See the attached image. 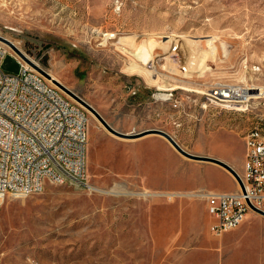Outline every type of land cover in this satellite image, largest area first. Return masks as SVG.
<instances>
[{
  "label": "rangeland",
  "instance_id": "374dc122",
  "mask_svg": "<svg viewBox=\"0 0 264 264\" xmlns=\"http://www.w3.org/2000/svg\"><path fill=\"white\" fill-rule=\"evenodd\" d=\"M106 31L116 37L106 40ZM0 35L115 129L165 130L185 150L243 174L244 137L264 115V97L253 95L249 110H228L175 85H264V0H0ZM145 40L150 53L135 56ZM2 68L18 73L20 63L8 53ZM161 84L177 89L178 106L163 99ZM78 102L89 115L88 179L108 193L49 182L40 193L7 198L0 264H229L226 235L210 232L208 202L191 193L230 190L235 177L156 133L119 137ZM249 226L261 232L251 246L245 240L240 264H264V224L253 217Z\"/></svg>",
  "mask_w": 264,
  "mask_h": 264
},
{
  "label": "built area",
  "instance_id": "2783aa9c",
  "mask_svg": "<svg viewBox=\"0 0 264 264\" xmlns=\"http://www.w3.org/2000/svg\"><path fill=\"white\" fill-rule=\"evenodd\" d=\"M104 36L112 40L116 34L106 31ZM8 53L19 61L18 73L3 70ZM149 68L160 74L154 59ZM176 90H166L163 99L178 106ZM186 91L228 110H249L252 100L244 84L211 88L201 82ZM88 138V110L0 40V204L9 197L40 193L49 182L90 188ZM244 140L242 184L236 179L235 191H215L206 198L213 217L209 229L218 237L237 229L250 213H258L253 207L264 210V115Z\"/></svg>",
  "mask_w": 264,
  "mask_h": 264
},
{
  "label": "bare ground",
  "instance_id": "6f19581e",
  "mask_svg": "<svg viewBox=\"0 0 264 264\" xmlns=\"http://www.w3.org/2000/svg\"><path fill=\"white\" fill-rule=\"evenodd\" d=\"M2 36V35H1ZM4 37H6L7 39H9V40H11L14 44H16V46H18L24 53H25V51L17 44V42L16 41H14V40H12V39H10L9 37H7V36H4ZM182 37H185V36H182ZM164 38V37H163ZM131 39V38H130ZM129 39H127V41H128ZM183 40V39H182ZM130 41V40H129ZM187 41V40H186ZM6 43V42H5ZM7 44V43H6ZM8 45V44H7ZM9 46V45H8ZM10 47V46H9ZM138 47H140V51H141V53L140 54H131L130 52V56L131 55H135V56H141V58H143L142 57V55L144 56V54H146L147 52H148V50H149V48H148V45H147V43H146V40L144 41V42H141V43H139V46ZM11 50H13L12 48H11ZM14 51V50H13ZM139 51V52H140ZM147 51V52H146ZM15 52V51H14ZM148 53H150V52H148ZM26 54V56L28 57V58H30V60H32L37 66H39V67H41L40 66V64L35 60V59H33L32 57H30L27 53H25ZM129 55V54H128ZM147 55V54H146ZM145 55V56H146ZM148 56V55H147ZM146 56V57H147ZM145 58V57H144ZM145 59H147V58H145ZM144 60V59H143ZM147 61V60H146ZM149 61V60H148ZM144 63H146V62H144ZM147 64V63H146ZM42 68V67H41ZM45 70V69H44ZM46 71V70H45ZM48 74H49V79L51 80V81H53L54 83H56V84H58V86L60 87V88H62L59 84H62L63 86H65L64 84H63V82H62V80L59 78V77H57L52 71H50V70H47L46 71ZM202 86H207V87H211V88H240V87H242V86H237V85H231V84H224V83H203L202 84ZM66 87V86H65ZM175 87L176 88H178V87H182V88H185V89H187V90H191L192 88H189V87H185V86H176L175 85ZM174 86H172V90H173V88H175ZM247 89H248V93L250 94V96H251V98L253 99L254 98V96H256V97H259V96H263L264 97V85H261V86H249V87H246ZM63 89V88H62ZM160 89L161 90H169V86H166V84H161L160 85ZM64 90V89H63ZM64 92H66L67 93V91L66 90H64ZM70 97H72L73 95L71 94L70 95V93H67ZM163 96L165 95L164 93L162 94ZM254 95V96H253ZM73 99H74V97H72ZM86 106V105H85ZM87 107V106H86ZM88 108V107H87ZM89 109V108H88ZM240 109H246V107H243V108H240ZM89 111L91 112V114L93 115V116H95L97 119H99L98 118V116L92 111V110H90L89 109ZM100 120V119H99ZM101 121V120H100ZM101 124L103 125V126H105L103 123H102V121H101ZM106 127V126H105ZM107 128V127H106ZM114 128V127H113ZM108 129V128H107ZM115 129V128H114ZM109 130V129H108ZM117 130V129H116ZM110 131V130H109ZM111 133H113V134H115V135H117V136H119V137H122V138H125L126 140L130 137V139L131 138H134V134L135 133H126V135L127 136H120V135H118V134H116V133H114V132H112V131H110ZM149 134H153V133H149ZM158 135H160V136H162V137H164L166 140H168L165 136H163V135H161V134H158ZM146 136H148L147 134H145V135H141V137L140 138H142V137H146ZM169 141V140H168ZM170 142V141H169ZM170 144L171 145H173L171 142H170ZM174 146V145H173ZM181 146V145H180ZM175 147V146H174ZM176 148V147H175ZM177 149V148H176ZM178 150V149H177ZM229 171V170H228ZM237 171V170H236ZM230 172V171H229ZM238 172V171H237ZM239 173V172H238ZM230 174L231 175H233L234 176V174L232 173V172H230ZM240 174V173H239ZM241 176H243V174H240ZM235 177V176H234ZM235 182H236V178H235ZM237 184V183H236ZM238 186V185H237ZM90 189H93V190H98V191H100V192H107L108 193V191H106V190H103V189H99V188H95L93 185H90ZM114 191V190H113ZM116 192V191H115ZM209 193H212L211 191H204V192H202L201 194H199V193H191V195L192 196H200V197H203V198H207V196H208V194ZM143 194H147V192H144ZM158 194V193H157ZM164 195H167L168 197H169V199H171V200H173L175 197H177V196H181V197H186V195H188V194H186V193H163ZM151 195V194H150ZM156 195V194H155ZM158 195H162V194H158ZM190 195V194H189Z\"/></svg>",
  "mask_w": 264,
  "mask_h": 264
},
{
  "label": "water",
  "instance_id": "95a60500",
  "mask_svg": "<svg viewBox=\"0 0 264 264\" xmlns=\"http://www.w3.org/2000/svg\"><path fill=\"white\" fill-rule=\"evenodd\" d=\"M0 40L6 42L19 56H21L23 59H25L30 64L35 66L37 69H39L42 73H44L47 77H49V74L44 69H42L41 67L37 66L32 60H30V58H28L26 56V54L18 46H16V44H14L11 40H9L6 37L1 36V35H0ZM59 85L64 90H66L68 93L72 94L74 96V98H76L78 101H80L81 103L86 105L90 110H92L98 116V118L102 121V123L110 131H112V132H114V133H116V134H118L120 136H127L126 133L114 129L108 123V121H106V119L92 105H90L88 102H86L84 99H82L79 95H77L71 89L63 86L62 84H59ZM149 133H156V134H161V135L165 136L181 153L185 154L186 156H189V157H192V158H197V159H202V160H208V161H212V162H215V163H218V164L222 165L227 170L232 172L234 174L235 178L242 184L241 177H240L239 173L229 163H227V162H225V161H223L221 159H218L216 157H211V156H206V155H197V154H193V153L185 150L184 148H182L180 146V144L176 141V139L170 133H168L165 130L158 129V128H149V129H146V130H144L142 132L134 134V136H141V135H145V134H149ZM253 209L256 210L258 213L264 215V210L263 209L257 208V207H253Z\"/></svg>",
  "mask_w": 264,
  "mask_h": 264
},
{
  "label": "crops",
  "instance_id": "0c3cea01",
  "mask_svg": "<svg viewBox=\"0 0 264 264\" xmlns=\"http://www.w3.org/2000/svg\"><path fill=\"white\" fill-rule=\"evenodd\" d=\"M147 135L150 136V135H153V134H147ZM229 164L232 167L235 166L232 163H229ZM235 167H234V169H235ZM231 178H232V176H231ZM225 179H229V178H225ZM237 188H238V186L235 183V186L231 187V189L227 190V191H235ZM208 191L215 192V191H221V190H211L210 189ZM257 214L258 213H250L249 216H248V219L241 226H239L237 229L229 231V232H227L226 234L223 235V236L226 235L225 239L227 241V244L231 247V251H232L231 257L227 259L229 264H240V262H241L240 260L242 258L240 256L242 254L241 248H242V246H244L245 240H249L248 245L251 246V242L253 240L254 235L259 234V232H261L260 230L256 231V232H252L250 230V226H249L250 225V221H251V219L253 217L260 224V226L264 224V220H262V218H260V216H258V215H262V214H258V215ZM262 216H264V215H262ZM235 231H242V233H244V234L243 235H239V237H230V236H228V233L235 232Z\"/></svg>",
  "mask_w": 264,
  "mask_h": 264
}]
</instances>
